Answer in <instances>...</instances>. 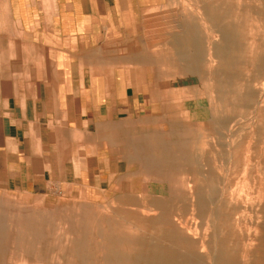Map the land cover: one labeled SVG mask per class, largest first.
Returning a JSON list of instances; mask_svg holds the SVG:
<instances>
[{"label": "rangeland", "instance_id": "rangeland-1", "mask_svg": "<svg viewBox=\"0 0 264 264\" xmlns=\"http://www.w3.org/2000/svg\"><path fill=\"white\" fill-rule=\"evenodd\" d=\"M123 5L153 125L108 158L117 172L0 187V264H264V0Z\"/></svg>", "mask_w": 264, "mask_h": 264}, {"label": "crops", "instance_id": "crops-1", "mask_svg": "<svg viewBox=\"0 0 264 264\" xmlns=\"http://www.w3.org/2000/svg\"><path fill=\"white\" fill-rule=\"evenodd\" d=\"M124 2L3 0L0 187L39 196L117 172L108 158L153 125L158 108L123 43L136 12Z\"/></svg>", "mask_w": 264, "mask_h": 264}]
</instances>
